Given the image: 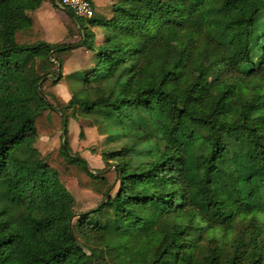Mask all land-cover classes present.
<instances>
[{
	"label": "trees",
	"instance_id": "1",
	"mask_svg": "<svg viewBox=\"0 0 264 264\" xmlns=\"http://www.w3.org/2000/svg\"><path fill=\"white\" fill-rule=\"evenodd\" d=\"M43 1L0 0V264H264V0H115L108 17L90 0V19L66 10L74 44L34 32ZM197 27L219 52L217 95L198 94L205 67L173 90L172 71L136 86L134 61L165 29ZM78 45L91 65L64 77L61 55ZM63 79L69 100L52 96L64 103L63 155L105 185L99 205L78 214L34 146L37 118L56 112L43 85ZM68 109L96 118L112 145L103 171L67 145Z\"/></svg>",
	"mask_w": 264,
	"mask_h": 264
},
{
	"label": "rangeland",
	"instance_id": "2",
	"mask_svg": "<svg viewBox=\"0 0 264 264\" xmlns=\"http://www.w3.org/2000/svg\"><path fill=\"white\" fill-rule=\"evenodd\" d=\"M102 16L103 14L100 12L98 17ZM259 27L264 34V19L262 17L259 21ZM95 32L98 35L95 41L98 45L101 40L102 29L96 28ZM16 40L18 43L27 41L31 43L25 34L21 32L17 34ZM70 52H64L61 59H68ZM91 55V53L88 54L89 60ZM72 57L75 61L74 68L82 66L80 62H83V56ZM178 57H180L179 63H177ZM134 65L140 75V80H138L136 86H141L145 82L158 84L163 73L172 71L165 83V87L171 90L175 89L181 80H185L188 84L192 83L197 71L201 67H205L208 70L209 81L207 85L198 91V94L202 98L218 94V87L214 85V81L220 72L219 52L215 45L205 42L204 33L200 27H197L192 34L169 28L165 29L162 37L153 42L147 53L139 60L134 61ZM83 77L84 75L80 73L68 82L72 86H77ZM43 90L47 95H50L49 100L55 106L56 112L47 110L37 118V139L34 146L39 151L40 157L55 170L57 179L71 195L74 201V212L78 214L92 210L102 200L105 185L89 177L80 167L69 165L61 149V145L64 144V136L60 112H63L64 103L53 99L52 96L57 95L67 102L70 95L61 96L56 93L51 82L44 83ZM178 97L182 101L183 95L181 93H178ZM192 109L202 115L206 112L195 105L192 106ZM64 113L67 116L68 123L67 145L72 153L84 160L90 171H103L105 163L102 159V153L112 145L105 142V135L98 128L99 123H97L96 118L86 116L77 109H68ZM104 175L108 181H112L113 176L110 169Z\"/></svg>",
	"mask_w": 264,
	"mask_h": 264
},
{
	"label": "crops",
	"instance_id": "3",
	"mask_svg": "<svg viewBox=\"0 0 264 264\" xmlns=\"http://www.w3.org/2000/svg\"><path fill=\"white\" fill-rule=\"evenodd\" d=\"M115 0H92L94 10L96 14H103V17H108L110 14V6ZM102 10V11H101ZM106 10V11H103ZM33 21V29L35 33H39V38L48 43H70L74 44L78 41V36H69L68 32H73L75 26L69 20V14L59 8L53 7L50 0H44L40 7L30 14ZM95 31V30H94ZM97 33L96 39L97 40ZM99 44V43H98ZM90 52L86 51L84 48H74L70 52V57L63 60L62 63V75L65 77L71 73H77L85 70L91 65V59L89 60ZM83 56V62H80V67L74 68L72 56ZM70 62V63H69ZM83 67V68H81ZM74 69V70H73ZM56 93L61 96H69V87L63 79L55 87ZM69 100V99H68Z\"/></svg>",
	"mask_w": 264,
	"mask_h": 264
},
{
	"label": "built area",
	"instance_id": "4",
	"mask_svg": "<svg viewBox=\"0 0 264 264\" xmlns=\"http://www.w3.org/2000/svg\"><path fill=\"white\" fill-rule=\"evenodd\" d=\"M58 8L70 11L74 16L82 19H90L94 14L90 0H59Z\"/></svg>",
	"mask_w": 264,
	"mask_h": 264
},
{
	"label": "water",
	"instance_id": "5",
	"mask_svg": "<svg viewBox=\"0 0 264 264\" xmlns=\"http://www.w3.org/2000/svg\"><path fill=\"white\" fill-rule=\"evenodd\" d=\"M77 47H79V45Z\"/></svg>",
	"mask_w": 264,
	"mask_h": 264
}]
</instances>
